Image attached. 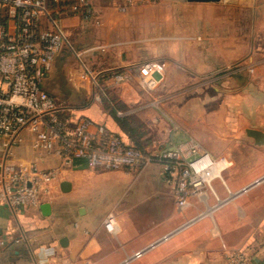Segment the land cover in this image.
Masks as SVG:
<instances>
[{"label":"crops","instance_id":"obj_1","mask_svg":"<svg viewBox=\"0 0 264 264\" xmlns=\"http://www.w3.org/2000/svg\"><path fill=\"white\" fill-rule=\"evenodd\" d=\"M90 2L101 25L81 15H59L72 47H66L51 64L42 87L57 100L61 116L71 124L91 119L97 141L105 137L99 133L105 127L135 147L117 118L144 114L150 118L147 128L158 134L144 152L161 151L186 139L166 116L145 113L140 106L133 109L142 98L133 89L142 88L145 62L162 63L163 76L172 67L264 65V0ZM195 11L200 12L195 20L202 25L198 41L190 27ZM5 18L13 31L14 13L8 11ZM211 22L214 27L209 29ZM43 24L51 27L45 17ZM84 64L96 69L94 77L86 74ZM115 72L133 76L129 82L117 83ZM111 94L115 102L109 101ZM163 127L171 135L162 134ZM19 140L13 149L17 162L57 170L59 176L39 208L13 210L0 205V236L9 233L21 239L18 244L0 245V264H227V253L234 250L245 251L256 264H264V186H255L211 215L198 218V210H177L174 191L158 163L117 171L68 166L58 150L35 149L30 128L20 133ZM262 176L264 170L253 175L251 183ZM145 179L152 187L141 197L121 187ZM45 204L50 205L49 215L42 210ZM109 216L115 218V232L105 227ZM64 240L66 246L61 244ZM138 252H143L141 257H135Z\"/></svg>","mask_w":264,"mask_h":264},{"label":"built area","instance_id":"obj_2","mask_svg":"<svg viewBox=\"0 0 264 264\" xmlns=\"http://www.w3.org/2000/svg\"><path fill=\"white\" fill-rule=\"evenodd\" d=\"M69 1L53 0L57 7L51 9L49 0H0V12L8 8L16 19L13 31L0 24V205L13 210L39 208L50 185L59 176L57 170H42L36 164L16 161L13 149L26 128L34 134L35 149L58 150L63 164L68 166L76 158L88 159L92 168L105 171L160 164L174 191L179 212L201 206L204 210L197 217L202 218L230 202L234 193L222 198L213 183L223 181L221 174L232 162L214 157L196 139L189 137L173 147L146 153L108 133L105 127L99 128V133L105 137L97 141L89 118H80L73 125L61 116L57 100L42 87L51 64L66 47H72L59 24V15H81L86 21L101 25L90 0ZM44 17L51 27L44 26ZM83 66L86 74L92 76L90 67ZM141 69L144 72L140 80L142 88L157 89L164 77L162 63L148 61ZM132 76L123 72L113 74L117 83L129 82ZM255 182L256 186L264 184V176ZM222 183L228 187L226 182ZM105 227L109 232L116 231L113 216L108 217ZM11 242L18 244L21 239L9 233L0 236V245L7 246ZM142 254L138 252L135 257ZM226 258L227 264H256L242 250L229 251Z\"/></svg>","mask_w":264,"mask_h":264},{"label":"rangeland","instance_id":"obj_3","mask_svg":"<svg viewBox=\"0 0 264 264\" xmlns=\"http://www.w3.org/2000/svg\"><path fill=\"white\" fill-rule=\"evenodd\" d=\"M192 16L190 27L193 38L198 41L202 25L195 17H199L200 12L195 11ZM59 24L63 26L60 21ZM179 26L182 27V24ZM208 26L212 29L214 23ZM223 38H229V35ZM95 70L91 71L95 73ZM165 73L163 78L160 77L157 89L146 90L140 86L133 89L142 97L133 109L140 106L145 113L152 111L161 117L166 116L183 137L182 140L192 137L214 157L230 160L232 165L224 171L223 181L219 179L213 183L222 198L253 184L252 176L264 170V145H258L247 132L257 130L264 133V65L244 67L238 63L206 70L172 67ZM109 98V101L115 102L112 94ZM131 118L135 123L142 124L144 143L152 141L154 135L158 137L147 128L148 115H133ZM161 129L162 134L171 135L168 128ZM162 134L159 136L161 140ZM222 182H226L228 187ZM121 187L131 188L141 197L152 186L145 179L136 183L128 181ZM92 203L97 204L95 201ZM210 203H214L213 199ZM190 210L202 211L204 208L197 206Z\"/></svg>","mask_w":264,"mask_h":264},{"label":"trees","instance_id":"obj_4","mask_svg":"<svg viewBox=\"0 0 264 264\" xmlns=\"http://www.w3.org/2000/svg\"><path fill=\"white\" fill-rule=\"evenodd\" d=\"M70 3H74L75 0H70ZM49 7L51 9H56L57 5L53 2V0H49ZM9 11L8 8H5L3 11L0 12V24L7 26V18H5V14ZM117 122L121 125V127L125 130L128 136L132 139L133 143L135 144L136 148L141 150L144 149V146L147 143H144V135L145 133L142 131V124L135 123L131 117L125 118H117ZM146 137V136H145ZM148 139V137H147ZM148 141V140H147Z\"/></svg>","mask_w":264,"mask_h":264},{"label":"water","instance_id":"obj_5","mask_svg":"<svg viewBox=\"0 0 264 264\" xmlns=\"http://www.w3.org/2000/svg\"><path fill=\"white\" fill-rule=\"evenodd\" d=\"M188 1L191 2V3H195V2H199L200 3V2H218L220 0H188ZM247 133H248V135L250 137L255 139V141H256V143L258 145H264V133L263 132L257 131V130H249ZM73 163L74 164H85L86 166H89L88 159H84V158H76V159H74ZM64 185H65V187H67V186L69 187V183L68 182H65ZM255 186H256V182L251 184V185H249V186H247V187H245L241 191L235 193L233 195V198L238 197L242 193L246 192L247 190H249V189H251V188H253ZM42 210H43L45 215H49V213H50V205L49 204L43 205ZM187 225H189V223L186 224L185 226H187ZM65 241L67 242V240H64V241L61 242V244L63 246H66Z\"/></svg>","mask_w":264,"mask_h":264},{"label":"bare ground","instance_id":"obj_6","mask_svg":"<svg viewBox=\"0 0 264 264\" xmlns=\"http://www.w3.org/2000/svg\"><path fill=\"white\" fill-rule=\"evenodd\" d=\"M221 159H223V158H221ZM226 160H227V158H226ZM228 161H230V160H228ZM223 173H224V172H222V174H221L222 176H223ZM209 213H210V212H209Z\"/></svg>","mask_w":264,"mask_h":264}]
</instances>
